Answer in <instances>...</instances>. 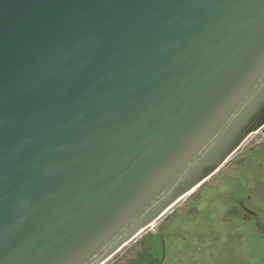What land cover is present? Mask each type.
Wrapping results in <instances>:
<instances>
[{
    "label": "water",
    "instance_id": "95a60500",
    "mask_svg": "<svg viewBox=\"0 0 264 264\" xmlns=\"http://www.w3.org/2000/svg\"><path fill=\"white\" fill-rule=\"evenodd\" d=\"M264 128V0H0V264H105Z\"/></svg>",
    "mask_w": 264,
    "mask_h": 264
},
{
    "label": "rangeland",
    "instance_id": "374dc122",
    "mask_svg": "<svg viewBox=\"0 0 264 264\" xmlns=\"http://www.w3.org/2000/svg\"><path fill=\"white\" fill-rule=\"evenodd\" d=\"M238 201L264 217V130L105 264H264V233Z\"/></svg>",
    "mask_w": 264,
    "mask_h": 264
},
{
    "label": "flooded vegetation",
    "instance_id": "af4514ba",
    "mask_svg": "<svg viewBox=\"0 0 264 264\" xmlns=\"http://www.w3.org/2000/svg\"><path fill=\"white\" fill-rule=\"evenodd\" d=\"M239 151H240V149H239ZM247 199H250V197H247ZM238 206L246 214V216L249 219H252L254 221L255 226L258 227L260 229V231L264 233V217H260L258 213L249 210L246 207L244 201H238Z\"/></svg>",
    "mask_w": 264,
    "mask_h": 264
},
{
    "label": "built area",
    "instance_id": "2783aa9c",
    "mask_svg": "<svg viewBox=\"0 0 264 264\" xmlns=\"http://www.w3.org/2000/svg\"><path fill=\"white\" fill-rule=\"evenodd\" d=\"M261 130H264V128H263V129H261ZM261 130H260V131H261Z\"/></svg>",
    "mask_w": 264,
    "mask_h": 264
}]
</instances>
